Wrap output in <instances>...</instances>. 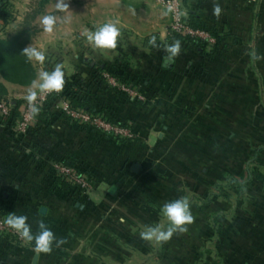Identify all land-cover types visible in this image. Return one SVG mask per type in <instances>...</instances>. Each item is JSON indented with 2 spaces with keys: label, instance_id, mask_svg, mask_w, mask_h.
Masks as SVG:
<instances>
[{
  "label": "rangeland",
  "instance_id": "1",
  "mask_svg": "<svg viewBox=\"0 0 264 264\" xmlns=\"http://www.w3.org/2000/svg\"><path fill=\"white\" fill-rule=\"evenodd\" d=\"M8 1L12 6L11 19L6 27L0 21V47L3 42L8 44L7 55L0 48V103L11 110L12 116L15 102H21L20 121L26 106L48 103L60 108L59 114L74 125H81L62 111L64 104H68L63 94L68 87L71 90L79 86L89 88L92 85L90 75L102 72L107 88L111 86L106 78L108 76L118 86L139 89L144 79L153 76L152 69L160 68V64H155V61L160 62L159 58L167 60L162 62L163 68L186 72L188 66L189 69L194 67L195 60L199 59L197 57H201V48L210 54L216 43L213 35L208 38L193 36L201 44L187 49L180 47L179 53L169 59L168 49L164 53L163 48L150 43L155 36L135 31L129 38L137 44V41L147 40L144 46L127 47L120 42V46L117 43L115 48L101 49L85 39L87 32L82 27L87 20H91L85 14L81 0H63L68 4V8L63 10L57 7L61 0ZM177 1L186 20L190 9L181 0ZM189 2L202 6L208 22H228L234 34L240 36L239 46L209 59V68H205L200 76L206 82H202V94L215 93L222 103H231V125L192 124L191 110H187L192 101L191 94L173 93L171 99L177 105L176 112L184 116L171 121L170 132L157 147L143 149L145 144L136 143L139 147L142 145L133 164L138 165V174L125 175V179L117 182L121 188V203L115 212L121 221H113L110 228L105 229H113V238L108 246L117 248L118 253L113 258L105 256V264H111L110 260L114 264H252L256 257L264 264L261 255L253 254L256 242L264 241V153L258 157L261 166L250 163L254 158V149L264 145V0ZM217 7L219 14L215 11ZM45 15L58 18L52 33L44 31L41 21ZM167 15V39L170 40L177 34L170 32L172 18L168 11ZM91 29H94L93 32L96 30ZM121 33L119 38L123 40L126 36ZM211 39L213 43L209 41ZM171 45L168 43V48ZM27 47L43 51L45 61L29 60L23 53ZM253 52L261 58L253 59ZM118 56L124 59L122 66L117 68L118 72L133 78V83H119L109 75L108 70L113 69L112 62ZM57 65L64 73L63 89L45 97L35 90L37 98L30 104L27 97L33 90L31 82L38 78L40 72H50ZM207 70L211 71L212 79L208 78L207 72L210 71ZM169 81L173 87L188 88L190 93L198 89L186 78L173 77ZM253 108L257 109L256 112L252 111ZM5 121L0 116L1 126L6 127L3 124ZM17 131L16 126L13 133L16 135ZM135 140L134 136V139L124 143ZM246 167L251 170V183L240 196L236 188L226 186L225 179L226 176H242ZM99 171L101 173L102 169ZM91 186L93 188V183ZM208 194L210 199L206 197ZM179 198L188 199L193 217L192 222L184 226L186 230L175 232L166 242L144 239L141 233L148 227L168 226L161 209L165 203ZM257 215L262 220L254 221ZM6 247L15 249L9 241L6 246L1 247L0 244V253L5 254Z\"/></svg>",
  "mask_w": 264,
  "mask_h": 264
},
{
  "label": "crops",
  "instance_id": "2",
  "mask_svg": "<svg viewBox=\"0 0 264 264\" xmlns=\"http://www.w3.org/2000/svg\"><path fill=\"white\" fill-rule=\"evenodd\" d=\"M81 3L91 20H87L83 31L85 29L88 33L90 29L89 32H93L92 27L97 29L105 23H115L121 34L126 36L123 40L118 37L119 46L120 42L127 47L144 46L147 40L137 41V44L129 38L130 34L139 31L155 36V46L163 48L164 53L167 51L168 15L155 0H81ZM213 17L216 18L215 15ZM85 39L88 40L87 35ZM197 58L194 67L189 69L188 66L186 72L163 68L162 62L167 60L159 58L160 62L155 61V64H160V68L152 69L153 76L144 79L142 87L134 89L133 98L120 96L116 89L87 90L86 97L92 98L95 107L108 111L115 119L133 127L136 139L133 142L116 146L88 127L74 125L59 114L58 107L51 109L48 120L38 123L35 119L28 124L35 131L31 142H19L17 136L0 125V211L27 216L33 233H38L39 222L43 221L57 240L62 241L59 245L54 243L49 253H37L34 243L24 240V245H15L13 250L6 247L5 254L0 253V264H105V256L113 258L118 253L117 248L108 246L113 238V229H105L110 228L113 221H121L115 212L121 203V188L117 182L126 178L127 166L137 176L138 173L132 172V166L142 148L138 142L146 145L143 149L157 147L170 132L171 121L184 116L176 112L177 105L171 99L173 93L191 94L192 101L187 110H191L192 124L231 125V103H222L215 93L204 95L200 92L206 83L200 77L201 72L209 66L208 60ZM114 60L112 68L119 69L124 59L118 56ZM207 74L212 79L211 71ZM173 77L188 79L195 87L198 86L197 91L190 93L188 88L173 87L169 81ZM216 91L219 94V89ZM253 109L256 112L257 109ZM63 158L76 160L92 177V191L82 195L81 201L74 200V196L54 184L52 168ZM41 208L46 210L45 214L40 213ZM254 219L257 222L261 218L257 215ZM259 242L264 244L263 239L257 241L253 254L261 255L264 260V245ZM110 261L114 264L113 260ZM258 261L256 257L251 262L261 264Z\"/></svg>",
  "mask_w": 264,
  "mask_h": 264
},
{
  "label": "trees",
  "instance_id": "3",
  "mask_svg": "<svg viewBox=\"0 0 264 264\" xmlns=\"http://www.w3.org/2000/svg\"><path fill=\"white\" fill-rule=\"evenodd\" d=\"M182 4L186 6L187 8L190 9L188 12V18L185 20L189 27L193 30H198L205 32L209 35L215 36L216 43L214 45V48L210 54H207L204 50V48L200 49L199 55L201 56L202 59L209 60V59H215L218 57V54L222 53H229L231 49L235 48L236 46H239V43L241 42L239 37L234 34V31L232 30V27L228 22H208L207 20V15L206 11L203 10L202 6L200 5H193L190 4L189 0H181ZM189 3V4H188ZM12 9L11 4L9 3L8 0H0V21H2L3 26L6 27L8 22L11 19L10 15V10ZM3 27V28H4ZM179 41L180 47L183 49H187L189 46H196L201 44L200 41L196 40L195 38L191 36H181V35H175L170 37V40L168 38V43L169 45ZM7 42L1 43V50L3 49V53L7 55ZM173 66V65H172ZM172 70V69H169ZM108 73L110 76L118 80L119 83H128L129 81L130 84L133 83V78L125 77L123 73H119L118 69L113 68L112 70H108ZM91 80H90V87L83 89V87L75 88L73 90L65 89L64 98L68 102V106L70 109L75 110V111H80L83 113H87L91 116H100L104 120H106L108 123L118 126L121 128H128L132 131V126H129V123H125L122 120H117L110 113L104 109H98L95 107V103L92 100V98H87L86 97V92H90V90H95V89H101V90H113L111 88H107L105 85L106 82L103 81L104 79L102 78V72L98 74H91ZM135 81V80H134ZM82 82V80H81ZM130 84H127V86H131ZM132 87V86H131ZM134 89V88H133ZM88 90V91H87ZM121 94V93H120ZM122 95V94H121ZM127 99V97H124ZM16 105L13 110V114L11 116V119H5L6 123L4 122L3 124L6 126L9 131H11L13 136H17L19 138V142H23L26 140L27 142H31L34 138V130L33 127H27V131L24 134L20 135H15L13 133V129L18 125L20 121V115H19V106L21 102H15ZM39 107V113L35 115V119L37 122L41 121H46L49 119L51 113H52V108L53 105H50L48 103L42 104ZM85 128L88 127L90 130L95 132L96 134L100 135L103 139L105 140H110L115 143L116 146H121L124 144V142L130 141L128 139L120 138L118 136H115L113 134H108L101 132L100 130H97L94 127L88 126V125H83ZM18 141V140H17ZM264 153V145L254 149V158L250 162L251 164L255 166H261L260 162L258 161V157ZM257 159V160H256ZM55 164L69 168L71 170H74L80 175H84L88 178L89 182H91V176L88 171H85L83 168H81V165L77 163L76 160L72 158H63L61 160H58ZM56 166V165H55ZM54 166V167H55ZM54 167L52 168V174H53V181L54 184L59 187L63 192H69L70 195L74 196V200L81 201L82 200V195L77 194L74 189L73 185L68 181L66 177L63 175L58 174L55 170ZM125 172V171H124ZM132 173L126 168V173L125 175H131ZM134 175V174H132ZM251 170L249 168H245L244 173L242 176H226L225 182L226 186H228L230 189L233 187L238 190V193L240 196H242L244 192V188L248 186L251 183ZM207 199H210V195L208 194ZM9 213L7 212H2L0 211V216L3 218H6ZM1 236V235H0ZM5 238H0V241L7 242L9 239L7 236H4ZM8 243V242H7Z\"/></svg>",
  "mask_w": 264,
  "mask_h": 264
},
{
  "label": "clouds",
  "instance_id": "4",
  "mask_svg": "<svg viewBox=\"0 0 264 264\" xmlns=\"http://www.w3.org/2000/svg\"><path fill=\"white\" fill-rule=\"evenodd\" d=\"M58 8L67 9L68 4L63 3L61 0L57 5ZM219 14L220 9H215ZM58 18L54 15H45L42 18L41 23L44 26V31L52 33L54 26L57 24ZM120 36V30L116 27L115 23H105L97 28L94 32L87 33V39L92 42L96 47L115 48L117 45L118 37ZM155 38L150 40V43L154 44ZM170 53L169 59L176 56L180 51L179 41L175 42L168 48ZM23 53L29 60L35 59L37 62L43 63L46 59L45 53L34 47H27L23 50ZM253 59H260L256 56L255 52L252 54ZM64 73L60 65H57L52 71H42L38 74V78L31 82L30 93L27 97L30 104L37 98V91L40 94L60 92L64 87ZM39 107L35 104L31 105V111L34 115L39 113ZM162 215L167 219L168 226L164 227L156 225L148 227L146 231L141 233V236L147 240H155L156 242H166L172 235L177 232H183L186 230L184 227L186 224L192 222V214L190 204L187 198H179L163 205L161 209ZM4 223L11 229L16 231L18 235L27 243H34V250L37 253H49L52 251V246L55 243L59 245L62 241L57 240L53 231L43 221L39 222L38 233H33L31 225L28 223V217L25 215H16L9 213L4 219Z\"/></svg>",
  "mask_w": 264,
  "mask_h": 264
},
{
  "label": "built area",
  "instance_id": "5",
  "mask_svg": "<svg viewBox=\"0 0 264 264\" xmlns=\"http://www.w3.org/2000/svg\"><path fill=\"white\" fill-rule=\"evenodd\" d=\"M156 2L164 8L168 13L170 12L171 18H172V24L170 25V32L173 34L181 35V36H195V37H205L208 38L209 34L193 30L189 27L187 22L183 19L184 15L182 14V7L180 6V2L177 0H156ZM212 43L214 42L213 39L209 40ZM110 83V88L116 89L120 91V93L124 96H127V98H133L135 95L134 89L124 86H118L116 82H114L112 79H110L108 76L106 77ZM106 79V80H107ZM49 93H44L43 97L48 95ZM32 105V104H31ZM31 105L26 106L25 114L23 116V120L20 121L17 125V132L16 135L24 134L26 128L28 127V124L32 121V111H31ZM36 105V104H35ZM62 111L66 114L67 117H70L75 120L76 123L81 125H88L91 127L96 128L97 130H100L101 132L113 134L115 136H118L120 138L124 139H134L133 132L128 128H121L118 126H114L110 123H108L106 120H104L100 116H91L87 113H83L80 111H75L69 108L68 104H64ZM0 116L4 119H8L11 116V110L8 109V107H5V105L0 103ZM54 170L60 174L63 175L68 179V181L73 185V189L77 194L80 195H87L92 191L91 183L89 182L88 178L84 175H80L74 170H71L69 168L56 165L54 167ZM3 217L0 216V238H5L4 236H7L9 241H12L13 245H24V240L18 235L16 231H12V229L7 226L4 223ZM7 241V242H9ZM4 241H0L1 247L6 246V243ZM8 244V243H7Z\"/></svg>",
  "mask_w": 264,
  "mask_h": 264
},
{
  "label": "water",
  "instance_id": "6",
  "mask_svg": "<svg viewBox=\"0 0 264 264\" xmlns=\"http://www.w3.org/2000/svg\"><path fill=\"white\" fill-rule=\"evenodd\" d=\"M137 171H138V165L137 164H135V165H133L132 166V172L133 173H137ZM111 191H114V188H112V190ZM45 209L44 208H41V210H40V213L41 214H45ZM35 262V259L33 260V263Z\"/></svg>",
  "mask_w": 264,
  "mask_h": 264
}]
</instances>
